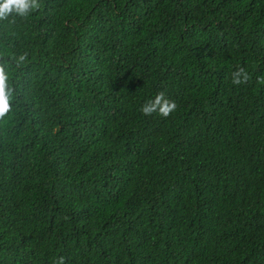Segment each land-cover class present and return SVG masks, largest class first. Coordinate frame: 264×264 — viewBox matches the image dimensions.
<instances>
[{
    "label": "trees",
    "instance_id": "16d2710c",
    "mask_svg": "<svg viewBox=\"0 0 264 264\" xmlns=\"http://www.w3.org/2000/svg\"><path fill=\"white\" fill-rule=\"evenodd\" d=\"M39 2L0 19V264H264V0Z\"/></svg>",
    "mask_w": 264,
    "mask_h": 264
},
{
    "label": "clouds",
    "instance_id": "9594fccd",
    "mask_svg": "<svg viewBox=\"0 0 264 264\" xmlns=\"http://www.w3.org/2000/svg\"><path fill=\"white\" fill-rule=\"evenodd\" d=\"M40 8L39 0H0V19L15 13L21 17L29 15L34 10ZM249 79L244 69H238L234 73L233 84L245 83ZM175 101H169L164 93H158L155 100L141 107V112L146 115H152L153 112H159L161 116L167 117L176 109ZM10 94L7 87V77L0 70V117H3L10 110ZM56 264H64V258L60 257Z\"/></svg>",
    "mask_w": 264,
    "mask_h": 264
}]
</instances>
